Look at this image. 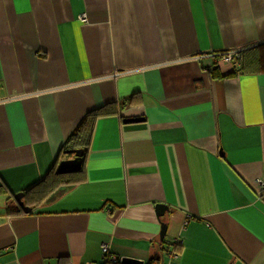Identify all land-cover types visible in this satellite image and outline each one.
<instances>
[{"label": "crops", "instance_id": "crops-1", "mask_svg": "<svg viewBox=\"0 0 264 264\" xmlns=\"http://www.w3.org/2000/svg\"><path fill=\"white\" fill-rule=\"evenodd\" d=\"M245 58H264V0H0V264H99L103 243L120 260L264 264V69ZM111 102L84 181L18 210Z\"/></svg>", "mask_w": 264, "mask_h": 264}, {"label": "trees", "instance_id": "trees-1", "mask_svg": "<svg viewBox=\"0 0 264 264\" xmlns=\"http://www.w3.org/2000/svg\"><path fill=\"white\" fill-rule=\"evenodd\" d=\"M241 52V50H239ZM243 53V52H242ZM257 60L246 61L243 60L242 69L249 71H260L264 69V58L260 61V66ZM230 73L229 76H232ZM119 106L116 102L106 103L104 105L92 108L88 110L77 122L72 132L69 134L65 140L63 146L61 147L54 164L49 169L47 174L35 185L25 190L24 203L29 206H36L41 204L47 197H49L53 192L63 186H71L79 182L84 181L85 173V159L91 145L92 137L94 134L95 126L97 120L103 116H109L118 114ZM82 148L83 160L82 166L79 171L60 174L57 172V166L59 162L63 159L73 157V154L67 152L71 149ZM164 242V239L161 240ZM161 243V245H162ZM179 250V249H178ZM99 264H123L120 259L113 261L110 258L104 259L102 263ZM143 264H163L162 255H155L147 262Z\"/></svg>", "mask_w": 264, "mask_h": 264}, {"label": "water", "instance_id": "water-1", "mask_svg": "<svg viewBox=\"0 0 264 264\" xmlns=\"http://www.w3.org/2000/svg\"><path fill=\"white\" fill-rule=\"evenodd\" d=\"M142 119L143 118L141 117L140 118H127L124 121L134 122V121H140ZM67 152L73 154V157L63 159L59 162L57 166V172L60 174L77 172L80 170L82 166L83 153H84L82 148L71 149V150H68ZM24 196H25V193L23 191L18 192L14 195V200L16 201L18 205V210H24L25 212L28 213L31 211V207L25 205L24 200H23ZM156 209H157V214L159 216H164V214L168 210V206L165 204H157ZM166 232H167V223L163 221L161 223V230H160L161 240L164 239ZM121 262L123 264H143L141 260L127 258V257H123L121 259Z\"/></svg>", "mask_w": 264, "mask_h": 264}, {"label": "built area", "instance_id": "built-area-1", "mask_svg": "<svg viewBox=\"0 0 264 264\" xmlns=\"http://www.w3.org/2000/svg\"><path fill=\"white\" fill-rule=\"evenodd\" d=\"M81 18L83 20H85L86 14L81 15ZM206 56H209V55L208 54L203 55V57H206ZM240 58H241V52L239 50H232V51L222 53L223 61L228 62V63L237 62L240 60ZM257 183L261 185L262 189H264V181L263 180H258ZM101 249L103 252V260L110 258L113 261H117L119 259V257L117 255L110 252L109 244L103 243L101 245ZM89 264H98V263H89Z\"/></svg>", "mask_w": 264, "mask_h": 264}]
</instances>
